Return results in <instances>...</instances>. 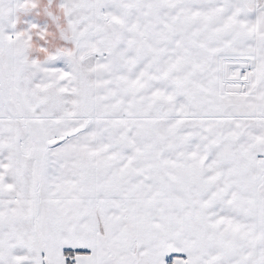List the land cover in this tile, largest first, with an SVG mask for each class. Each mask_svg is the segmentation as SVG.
Wrapping results in <instances>:
<instances>
[{"label": "snow or ice", "instance_id": "snow-or-ice-1", "mask_svg": "<svg viewBox=\"0 0 264 264\" xmlns=\"http://www.w3.org/2000/svg\"><path fill=\"white\" fill-rule=\"evenodd\" d=\"M0 264H264V0H0Z\"/></svg>", "mask_w": 264, "mask_h": 264}]
</instances>
